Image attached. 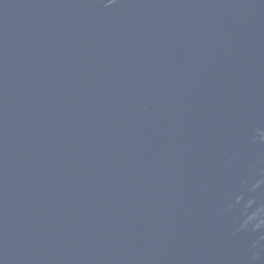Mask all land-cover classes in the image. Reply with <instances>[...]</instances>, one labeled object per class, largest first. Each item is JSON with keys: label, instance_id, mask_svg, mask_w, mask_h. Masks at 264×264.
<instances>
[{"label": "water", "instance_id": "95a60500", "mask_svg": "<svg viewBox=\"0 0 264 264\" xmlns=\"http://www.w3.org/2000/svg\"><path fill=\"white\" fill-rule=\"evenodd\" d=\"M0 264H264V0H0Z\"/></svg>", "mask_w": 264, "mask_h": 264}]
</instances>
